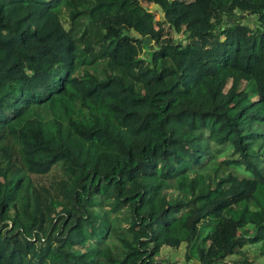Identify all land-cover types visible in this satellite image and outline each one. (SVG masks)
<instances>
[{"label":"trees","instance_id":"1","mask_svg":"<svg viewBox=\"0 0 264 264\" xmlns=\"http://www.w3.org/2000/svg\"><path fill=\"white\" fill-rule=\"evenodd\" d=\"M187 1L0 0V264H261L264 0Z\"/></svg>","mask_w":264,"mask_h":264},{"label":"rangeland","instance_id":"2","mask_svg":"<svg viewBox=\"0 0 264 264\" xmlns=\"http://www.w3.org/2000/svg\"><path fill=\"white\" fill-rule=\"evenodd\" d=\"M187 2H190V0H188ZM157 6H153L152 10L156 11L155 8ZM161 17V15H160ZM183 254L182 253H179V254H175L174 258H173V261H177L179 262V264H184L183 262H181V258H182ZM261 264H264V259L261 260Z\"/></svg>","mask_w":264,"mask_h":264},{"label":"water","instance_id":"3","mask_svg":"<svg viewBox=\"0 0 264 264\" xmlns=\"http://www.w3.org/2000/svg\"><path fill=\"white\" fill-rule=\"evenodd\" d=\"M145 44L149 45L151 44L152 40L150 38H147L144 40Z\"/></svg>","mask_w":264,"mask_h":264}]
</instances>
